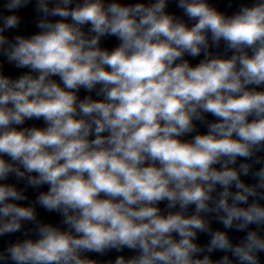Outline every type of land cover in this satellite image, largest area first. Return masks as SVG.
<instances>
[{
	"label": "clouds",
	"instance_id": "9594fccd",
	"mask_svg": "<svg viewBox=\"0 0 264 264\" xmlns=\"http://www.w3.org/2000/svg\"><path fill=\"white\" fill-rule=\"evenodd\" d=\"M261 87L264 0H0V264H264Z\"/></svg>",
	"mask_w": 264,
	"mask_h": 264
}]
</instances>
